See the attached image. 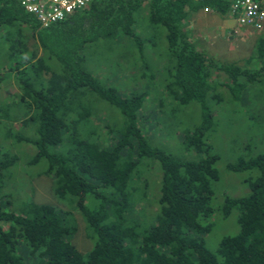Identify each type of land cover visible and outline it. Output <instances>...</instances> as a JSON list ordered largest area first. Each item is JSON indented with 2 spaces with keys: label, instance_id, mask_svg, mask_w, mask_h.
Here are the masks:
<instances>
[{
  "label": "trees",
  "instance_id": "trees-1",
  "mask_svg": "<svg viewBox=\"0 0 264 264\" xmlns=\"http://www.w3.org/2000/svg\"><path fill=\"white\" fill-rule=\"evenodd\" d=\"M228 8L225 0H91L40 27L19 0H0V85L17 90L0 100V264H264V26L240 65L198 50L187 29L196 13L223 19ZM107 43L123 52L109 63L125 60L149 78L139 89L110 86ZM189 110L197 124L185 120ZM221 136L232 146L225 169L241 176L245 195L218 184ZM22 143L34 150L26 165L43 166L64 208L9 207L5 182ZM150 166L157 185L143 178ZM227 221L236 232L207 245ZM78 222L84 252L72 242Z\"/></svg>",
  "mask_w": 264,
  "mask_h": 264
},
{
  "label": "rangeland",
  "instance_id": "rangeland-1",
  "mask_svg": "<svg viewBox=\"0 0 264 264\" xmlns=\"http://www.w3.org/2000/svg\"><path fill=\"white\" fill-rule=\"evenodd\" d=\"M232 25L233 23L231 22V20H227V17L220 19L211 11H200L189 20L187 29L190 33L191 40L197 43L198 50L203 51L209 57L215 59L218 62L237 63L240 65L251 54L252 41L256 34H253L251 37L229 36L228 29ZM138 31L141 34H144L142 28H139ZM106 46V49L110 53L108 55L110 58L107 62V66L109 68L103 69V72H105V75L107 77L106 79H108L107 81L112 83V85L110 86L118 89L122 93L133 92L134 90L139 89V87L142 86L143 83L147 81V79H149L141 72L142 68H130L127 66L125 60H119L118 64H116L117 66L109 63L112 61L114 63L115 58H118L119 54L123 52L120 51V45L118 46V44L107 43ZM160 49L161 46H159V50ZM105 52L106 51L104 49H100V53L102 55ZM145 58L146 60L148 58L149 60L153 59V61H155L156 59L151 54L149 55V57L146 56ZM104 64L106 65V63ZM109 64H111V66H109ZM153 67L154 68H152L151 70V77H153L154 80L158 81L157 72L155 73V70H153L155 69V66ZM156 69H161V63L156 65ZM133 75L137 76L138 81L133 78ZM16 92L17 90L12 82H4L2 85H0V100L4 101L5 103H9L10 96ZM148 110V107L145 106L142 115H144L145 118H148V122L151 124L149 129H153L155 126V120L153 119L152 111L150 110L148 112ZM185 113L190 114L187 115V119L185 120L190 122L191 125L198 123L199 113L197 112V110H189L188 112L185 111ZM108 118L111 121L115 120V114H110ZM11 129L17 130V126L13 125ZM25 134L27 135L26 132ZM176 136L178 137V139H180L179 134H177ZM169 141L170 140L168 139H162L161 143L164 146H170ZM216 143L218 144L219 148L217 149L219 161L216 163V168L220 172V179L218 184L223 188L226 187L227 192H230L231 196L245 195L247 193V190L241 182V176L230 173L225 169V162L227 160L230 161L232 158V146L229 144V139L226 140L225 136H221V141L219 140ZM14 149H17L16 152L19 156V162H17L16 166L12 169V171L14 169L15 170L12 172L11 177L5 182L6 192L11 193L12 195L8 200L11 203L9 207L11 208V206H14L16 209L20 203L24 204L27 202H33L36 204H48L51 206H55L58 209L64 208L62 205L56 203V201L58 200L52 193L51 178H47L42 174L43 166L40 163L34 166L26 165L34 152L32 146L26 143H22L16 145ZM260 151L264 152V145L262 146ZM147 169V172L143 174V178L146 179L149 186L154 184L157 185L160 176V174L157 172V169H155L154 166H150V168ZM140 180L141 179H139V181ZM148 191L149 193L147 194V197L152 198L153 194L149 189H147V192ZM75 226L76 231L72 238L73 245H75V247L80 252H84L87 250L89 243L85 240L86 238L82 231V224L78 222V225L77 223H75ZM232 230L233 232L228 233ZM222 232H226L227 234H234L236 232V229L233 228L232 224H230V221L218 223L217 226H215L208 235V239L206 240L207 245H210V243L217 241Z\"/></svg>",
  "mask_w": 264,
  "mask_h": 264
},
{
  "label": "built area",
  "instance_id": "built-area-1",
  "mask_svg": "<svg viewBox=\"0 0 264 264\" xmlns=\"http://www.w3.org/2000/svg\"><path fill=\"white\" fill-rule=\"evenodd\" d=\"M91 0H19L25 13L35 17L40 27L66 20L84 9ZM204 2L207 0H193ZM229 3L227 18L233 25L229 36L251 37L264 26V0H225ZM204 12L209 10L204 9Z\"/></svg>",
  "mask_w": 264,
  "mask_h": 264
},
{
  "label": "crops",
  "instance_id": "crops-1",
  "mask_svg": "<svg viewBox=\"0 0 264 264\" xmlns=\"http://www.w3.org/2000/svg\"><path fill=\"white\" fill-rule=\"evenodd\" d=\"M227 20H228V18H227Z\"/></svg>",
  "mask_w": 264,
  "mask_h": 264
}]
</instances>
